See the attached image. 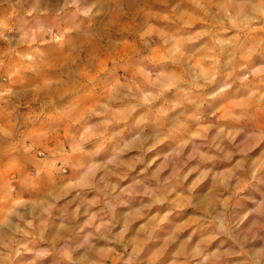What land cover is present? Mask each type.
I'll return each mask as SVG.
<instances>
[{"label":"clouds","instance_id":"1","mask_svg":"<svg viewBox=\"0 0 264 264\" xmlns=\"http://www.w3.org/2000/svg\"><path fill=\"white\" fill-rule=\"evenodd\" d=\"M0 264H264V0H0Z\"/></svg>","mask_w":264,"mask_h":264}]
</instances>
